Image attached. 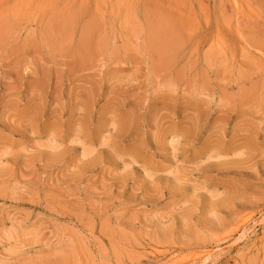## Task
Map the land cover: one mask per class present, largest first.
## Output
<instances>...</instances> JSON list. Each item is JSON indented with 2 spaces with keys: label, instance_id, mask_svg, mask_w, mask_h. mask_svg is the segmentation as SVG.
<instances>
[{
  "label": "rangeland",
  "instance_id": "rangeland-1",
  "mask_svg": "<svg viewBox=\"0 0 264 264\" xmlns=\"http://www.w3.org/2000/svg\"><path fill=\"white\" fill-rule=\"evenodd\" d=\"M0 264H264V0H0Z\"/></svg>",
  "mask_w": 264,
  "mask_h": 264
},
{
  "label": "bare ground",
  "instance_id": "bare-ground-1",
  "mask_svg": "<svg viewBox=\"0 0 264 264\" xmlns=\"http://www.w3.org/2000/svg\"><path fill=\"white\" fill-rule=\"evenodd\" d=\"M209 255V254H208ZM204 257H206V256H204Z\"/></svg>",
  "mask_w": 264,
  "mask_h": 264
}]
</instances>
